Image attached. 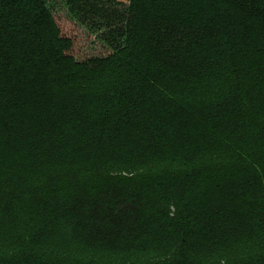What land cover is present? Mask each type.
I'll return each instance as SVG.
<instances>
[{"label":"trees","instance_id":"16d2710c","mask_svg":"<svg viewBox=\"0 0 264 264\" xmlns=\"http://www.w3.org/2000/svg\"><path fill=\"white\" fill-rule=\"evenodd\" d=\"M0 0V264H264V0Z\"/></svg>","mask_w":264,"mask_h":264},{"label":"rangeland","instance_id":"374dc122","mask_svg":"<svg viewBox=\"0 0 264 264\" xmlns=\"http://www.w3.org/2000/svg\"><path fill=\"white\" fill-rule=\"evenodd\" d=\"M48 2L51 10L54 11V14L61 18L62 24L65 28L69 30L72 29L77 33L78 51L83 58L102 57L109 54L110 50L98 39L101 33H96L88 27H82L71 21L67 17L68 13L62 0H48Z\"/></svg>","mask_w":264,"mask_h":264}]
</instances>
